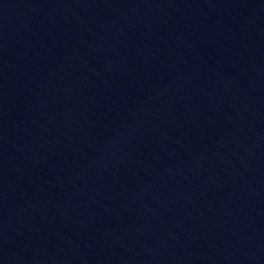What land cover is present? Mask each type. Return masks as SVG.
<instances>
[{
  "label": "water",
  "instance_id": "1",
  "mask_svg": "<svg viewBox=\"0 0 264 264\" xmlns=\"http://www.w3.org/2000/svg\"><path fill=\"white\" fill-rule=\"evenodd\" d=\"M0 264H264V0H0Z\"/></svg>",
  "mask_w": 264,
  "mask_h": 264
}]
</instances>
